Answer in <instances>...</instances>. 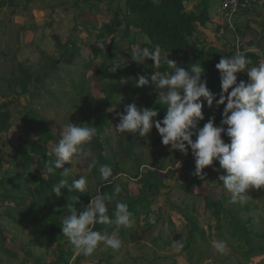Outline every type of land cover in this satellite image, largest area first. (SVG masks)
Segmentation results:
<instances>
[{"label":"rangeland","instance_id":"1","mask_svg":"<svg viewBox=\"0 0 264 264\" xmlns=\"http://www.w3.org/2000/svg\"><path fill=\"white\" fill-rule=\"evenodd\" d=\"M0 1H4V4L0 6V103L4 101L1 96L2 94L6 96V100H15L13 101V114L8 134H0V148L3 151V162L0 173L12 170L13 173L21 175L20 169H16L12 164L15 148L19 144L37 141L39 134L43 133V129L46 128L49 129L50 135L54 136L55 139L57 138L56 142L51 141L45 145L51 151L61 139L64 126L68 122L76 123L87 112L90 97L92 96L95 100L102 97L100 86H97V81L94 78L93 69H86L83 65L85 61L89 60H93V66L97 65L99 59H94L93 50L97 47H102L101 45H104L102 48L110 45L109 40L106 41L107 43L99 42L96 36L97 30L111 19L112 1ZM199 1L201 0H184V6L186 10L194 11L198 7ZM209 1L208 14L213 19L218 18L216 20L219 24L212 26L208 24L205 27L206 31L204 33L198 31L194 39L201 38L206 44L211 45L217 50L230 49L233 47L231 46L234 37L232 31L226 29L223 36L219 34V38L215 41L214 28L216 25L224 26L226 21L219 13L220 0ZM195 3L198 4L196 5ZM91 5L93 8L89 7ZM256 11L258 10L256 9ZM262 22L264 23V19ZM115 42L116 40L113 41V44ZM234 43H236V38ZM208 45H205V48L208 49ZM70 46H73V48ZM255 47L257 49H259L258 47L264 48V44L263 46L262 44H258V47L257 45ZM76 48L82 60L73 54ZM252 49L256 51L255 48ZM116 54L117 58L118 56L123 58L128 55L126 49H123V47ZM57 60H60L59 64L56 65L55 70H52L51 64ZM261 63H264V57L261 59ZM18 65L27 69L30 75L27 94H22L18 83L19 79L23 77L18 70ZM152 71L155 72L156 69L153 68ZM45 72H48V75L41 77L40 83L35 82V77L43 75ZM237 74L244 76L246 82L248 81L246 72ZM85 80H89L87 84L89 89L88 94L82 91H79V94L75 93L72 89L73 85H71L72 87L70 86V82L77 83ZM147 87L151 90L153 99L156 100L161 90L156 89L155 85L151 82ZM120 98L123 101L126 100L125 95ZM27 109L34 110L37 113V118L42 121V123H36L34 119L30 120L34 131L30 129L26 130L23 127L22 116H25ZM118 122L119 118L114 114L113 119L110 121V127L105 130V138L109 140L108 150L110 155H112V151L109 148H113L117 155L116 160L118 164L123 166L126 171L132 173L130 170L131 165L124 156L123 148L128 139H134L140 143V147L133 148V151L138 155L141 162L151 170L159 168L158 172L160 176L164 177V183L168 188L162 189L155 198V203L152 204V207L156 210L157 214L154 212L148 221L153 223L155 222V218H159V221L151 228L153 234L161 233V239L164 243L162 245H166V243L168 245L161 249L160 243H149L153 237L146 238L144 236L143 230L146 228V225L145 221L141 219L142 221L139 223L134 222L135 229L130 234L127 233L125 237L119 236L123 242V247L120 251L114 252L101 244V249L88 260L77 263L74 261V258L77 256L75 253L71 259V264H264L263 188L247 190L246 194L250 196V199L244 205H248L251 208L250 214H246L241 210L239 213V218L241 217L245 221L248 215H251L253 218L252 225L254 227L253 233L255 234L251 238V245L253 247L250 244L247 247L243 242L245 239H241L242 245L238 249L236 240L231 243L228 240L226 251L223 254L218 253L213 247V242L221 239H218L216 234L214 217L204 210L202 200L198 199L197 195L201 188L197 189L193 187L189 191H184L181 187L185 181L184 171L181 167L176 168V160H179L182 166L189 154L185 156L176 150L174 151L177 155L176 160L171 156L164 162H158L159 160L156 158L157 152H167L169 149L168 146L156 143L158 138H161L159 134L153 130L146 138L140 137L138 132L119 134L115 130V125ZM224 127L226 128L227 126ZM224 140L225 142H229L228 139ZM3 148H10L11 150L6 152ZM91 156L95 155L91 153L86 159L74 158L71 165L65 164L61 170L64 171L65 168H70L69 176L72 179H79L80 176H85L88 181V189L91 192H95L97 191L96 182L88 176L90 170L87 163ZM214 165L219 166L218 161L213 162L212 166H208V177L211 176L213 184L207 187L204 184V193H213V197L217 199L220 195H224L226 199L223 207L227 211L234 212L236 209H240L244 205L230 203V193L217 183L219 175L224 174L223 170L218 172V177L211 173ZM169 168H172L175 173L174 175H167ZM30 170L34 176H43V170L36 171L33 166ZM124 177H126L125 174L118 177V182H123L125 180ZM25 185L24 190L33 189L31 183H25ZM139 188L140 186L137 182H131L127 187L128 191L126 190L123 196L128 198L135 197L139 194ZM13 192L17 193L14 189ZM30 202L31 199L26 198L18 207L13 209L11 215L17 218L22 211H26ZM10 204L8 206L13 208V204ZM193 205L196 212H190L189 215H192L199 227L205 230L207 238V241H201L199 236H196L195 241L203 253L210 255L208 258L194 254L193 248H198L197 246L192 245L188 251L183 250V240L188 236L189 227L181 216L180 210L185 211L187 206ZM5 208V206H1L0 208V215H2L0 217V224L5 230V237H7L4 248L14 253L16 257L4 253L3 247L0 244V264H38L33 259L34 257L41 258L39 264H54L57 244L47 240H43L41 245L36 244L34 239L39 236L38 232H30V230L22 228L21 223H15L3 215ZM222 233L227 238L225 232ZM178 242L180 244H176ZM253 242L257 244L253 245ZM260 243L263 247L261 251L258 250ZM148 244L151 247H148ZM22 246H25L26 250H30V253L26 257L24 251L21 249ZM251 257L255 258L250 261ZM23 258L25 259L22 263ZM109 258L112 259L109 260Z\"/></svg>","mask_w":264,"mask_h":264},{"label":"trees","instance_id":"2","mask_svg":"<svg viewBox=\"0 0 264 264\" xmlns=\"http://www.w3.org/2000/svg\"><path fill=\"white\" fill-rule=\"evenodd\" d=\"M96 1L99 2L101 0ZM110 1H112L111 19L97 30L96 36L99 42L107 43L106 41L109 40L110 45L105 48L97 47L93 50L94 59H99L97 65H92L93 60L85 61L83 65L86 69H93L94 78L97 81V86H100L102 97L95 100L91 96L88 102L89 108L87 112L79 121H76V123L97 127L98 135L93 139L91 144L86 147L95 155L89 158L87 166L91 160L95 159L97 161V165L90 170L88 176L91 180L96 182L97 189H99L98 192H91L88 189L86 193L81 194L78 192H68L67 188H64L61 190L62 195L60 197H56L52 193L53 185L57 184L61 179H67L69 184H71L73 179L69 175H61V172H63L61 169L56 170L55 174L47 173L46 169L51 165L55 157L48 155L50 149L46 148L45 145L51 141L56 142L57 138L55 139L54 136L50 135L49 129L46 128L43 129V133L39 134L37 141H30L27 142V144L21 143L15 148V156L12 159V164L16 169H20L21 175H17L15 172L13 173L12 170H7L2 174L0 173V208L1 206L6 207L3 215L13 220L15 223H21V227L30 230V232L37 231L39 236L34 239L36 244L41 245L43 240L56 243V259L54 264H71V259L75 254L70 241L63 235L60 225L64 218L63 216L68 214L66 205L73 204L79 213L84 210L90 199L97 194L114 195V200L108 204L109 215L115 210V203L117 201L126 203L129 211L132 213V227H121L119 229L108 227L107 231L109 234L116 231L120 237H125L127 233L130 234L135 229L134 222L139 223L142 221L141 219H143L146 225L143 233L146 237H153L151 243H160L161 249L168 245V243L162 245L164 243L162 242L160 232L153 234V225L159 221V218H155V222L153 223L148 221L149 217L152 216L154 212L157 214L156 210L152 207V204L155 203V198L162 189L168 188L164 183V177L160 176L158 172L160 169L153 168V170H151L145 166L138 155L133 151V148L140 147V143L136 142L134 139H128V142L124 144L123 152L131 165L130 170L132 173L126 171L123 166L118 164L116 160L117 155L113 148H109L112 151V155H110L108 150L109 140L105 138V130L110 127V121L113 119L114 114L117 116L118 114H123L128 104L135 102L138 107H148L158 110V120L163 119L166 111V105L160 101L159 97L154 100L151 95V90L147 86L140 88L135 86L136 78L139 75L150 77L151 74L154 73L152 69L155 67L151 59H146L144 63L132 61L130 54L134 49L139 46L151 50L154 46L158 45L162 54H168L167 58L175 60L178 67L190 70L192 64H200L205 70L201 78L207 81L208 89L212 93L217 94V98L221 88L219 72L216 70L215 65L222 56L231 57L236 54L237 50L242 53L244 50V45L242 44L239 46L234 45L227 50H217L211 45L206 44L201 38L194 39L196 34H198V27L205 28L210 22V16L208 14L209 0H201L198 4L197 11H187L184 6V0ZM3 4L4 1H0V6ZM89 7L93 8L92 5ZM115 40L116 42L113 44ZM205 45H208V49L205 48ZM70 47L73 48V46ZM121 47L126 49L128 55L123 58L118 56V59L116 52L120 51ZM73 54L77 55V57L82 60L77 48ZM244 54L252 62L249 67L258 66L260 64V56L249 52H244ZM59 61L60 60H57L51 64L52 70L56 69V65L59 64ZM114 63L120 64L121 67L117 69L115 73H111L108 71V67ZM18 70L23 75L18 82L21 87V92L22 94H27L30 75L27 69L23 68L21 65H18ZM156 71L170 73L171 69H169L166 64L161 63V65L156 68ZM47 75L48 72H45L43 75L36 76L34 80L40 83V78L46 77ZM88 83L89 80L77 83L71 81L70 86L73 85L72 89L77 94H79V91L88 94ZM124 95L126 97L125 101L120 98ZM1 96L4 101L0 103V134L4 133L7 135L12 120L13 101L15 100H6L4 94ZM223 107L224 106L221 105L219 108H216L214 101L213 107L209 108L205 102V106L202 109L205 119L199 122L198 127H202L203 124L207 122V119L213 115L215 116V124L219 125L222 118L221 113ZM34 112V110L27 109L25 116H22L23 127L26 130L30 129L34 131L30 122L32 119H34L36 123H42V121L37 118V113L35 112L34 114ZM152 130L157 132L155 128ZM222 138L228 139L223 135ZM193 139H195V136H193ZM156 143L162 144L161 138H158ZM174 151H158L156 158L159 161H157L164 162L171 156L176 160L177 155ZM2 152L0 148V170L3 162ZM104 164L111 166L113 175L116 177L112 184H108L101 180L99 166ZM32 166L36 171L43 170V176L32 175L30 170ZM181 168L184 171L185 180L181 185L182 189L184 191H189L193 187L197 189L201 188L197 196L198 199L202 200L204 210L209 212L215 219V230L217 231L216 234L218 239H221L225 243H228V240L230 243L236 240L238 249L241 248L242 245L240 242L241 239H245L243 242L247 247L249 244L251 245V238L255 235L252 225L253 218L251 215L247 216L248 218L246 221L241 219V217L239 218L240 210L246 214H250L251 208L248 205H244L234 212L229 210L228 212L227 209L223 207V203L226 199L224 195H220L217 199L213 197V193H204L203 185L206 184L207 187L213 184L211 176L208 177V167L202 170V179L192 174L195 170V162L190 150L189 156L187 160L184 161ZM214 168L219 169V166L214 165ZM218 172L219 171L212 170L211 173L218 177ZM122 174H125L126 178L123 182H118L117 178ZM174 174L171 168L167 172L168 176ZM131 182H137L139 184V194L135 197H124L123 193L126 192ZM25 183H31L33 189L24 190L26 187ZM217 183L223 187V183L219 179H217ZM115 184H119L122 189L118 194H114ZM13 189L16 190L17 193H14ZM73 196L78 197V202L73 200ZM262 196L264 198V188L262 189ZM26 198L31 199L26 211H22L17 218H14L11 212ZM9 204L12 205L13 208L9 207ZM190 212H196L194 205L187 206L185 211L180 210L181 216L185 219L189 227L188 236L183 240L184 251H188L192 245L197 246L195 241L196 236H199L201 241H207L205 230L199 227L196 219L192 215H189ZM1 216L2 215H0V217ZM158 217H160V215H158ZM105 227L107 226L96 225L94 230H102ZM222 232H225L227 238L223 236ZM255 233L258 234L257 232ZM6 240L5 230L0 224V244L1 247H3V252L16 257L14 253L4 248ZM236 243L234 242V244ZM254 244L257 243L253 242V245ZM100 247L99 245L92 255L97 253L101 249ZM198 248H193L195 251L194 254L198 256L202 255L207 258L210 257L209 254L203 253L200 248ZM262 248L260 243L258 250L261 251ZM21 249L24 251L25 257L30 253V250H26L25 246H22ZM235 253L237 254V252ZM92 255H77L74 261L77 263L85 261ZM253 258L255 257H251L249 260L251 261ZM24 259L25 258H23L22 263ZM33 259L38 264L41 261L40 257H34ZM111 259L109 258V260Z\"/></svg>","mask_w":264,"mask_h":264},{"label":"clouds","instance_id":"3","mask_svg":"<svg viewBox=\"0 0 264 264\" xmlns=\"http://www.w3.org/2000/svg\"><path fill=\"white\" fill-rule=\"evenodd\" d=\"M248 1L249 6L233 17H237L251 7V0ZM259 2L264 4V0ZM219 13L226 21L222 29H228L236 35L233 17L229 22L230 28L220 10ZM221 31L215 32L218 38ZM237 38L238 36L235 46L241 44ZM101 46L104 47V45ZM244 52L256 55L260 53L258 55L260 64L249 67L252 62ZM130 55L134 62L144 63L146 59H151L155 69L161 63L171 69L170 73L155 71L150 77L139 75L135 81L137 88L147 86L151 82L156 89H161L159 99L166 105V111L163 119L158 120V110L138 107L135 102L128 104L124 113L118 114L119 122L115 125L116 132L119 134L138 132L140 137L146 138L155 128L161 137L162 145L170 146L169 152L178 150L187 156L190 150L195 162V170L192 174L200 179L203 178L202 170L212 166L214 161H218L219 169L213 170H223L224 174L219 175L218 179L230 193L229 202L246 204L250 199V196L246 194L247 190L264 188V63H261L264 50L256 49L255 51L252 47L244 46L243 53L237 50L231 57L220 58L215 65L219 72L221 88L218 98L217 94L208 89L207 81L202 80L205 70L200 64H192L190 70L178 67L175 61L167 58L168 54H162L158 45L151 50L137 46ZM120 67V64L114 63L108 67V71L115 73ZM244 72L248 77L247 82L244 76L237 74ZM214 101L216 108L224 106L220 124H215L213 115L202 127H198L199 122L205 119L202 111L205 102L209 108H212ZM97 135L95 126L68 122L63 128L61 139L48 153L55 159L47 167V173L55 174L56 170L63 168L65 164L71 165L74 158L89 157L91 151L86 146L91 144ZM222 135L226 136L229 142H225ZM3 150L8 152L11 149L3 148ZM96 165L97 161L91 160L88 165L89 170ZM179 167L181 162L176 160V168ZM99 173L101 180L108 184H112L116 179L109 165H100ZM69 174L70 168H65L61 172L63 176ZM64 188H67L68 192L83 194L88 191V181L85 176L73 179L71 184L67 179H61L53 185L52 193L60 197L61 190ZM98 190L95 192L97 193ZM121 190V186L115 184L114 194L120 193ZM73 200L78 202V197L73 196ZM113 200L114 195L97 194L79 213L73 204L66 205L68 214L63 216L60 225L63 235L70 241L77 255L90 256L101 244L114 252L120 251L123 247L118 232L113 231L109 234L107 228L132 227V213L126 203L117 201L115 210L109 215L108 204ZM96 225L107 227L94 230ZM213 247L221 254L226 251V243L222 240L214 241Z\"/></svg>","mask_w":264,"mask_h":264},{"label":"crops","instance_id":"4","mask_svg":"<svg viewBox=\"0 0 264 264\" xmlns=\"http://www.w3.org/2000/svg\"><path fill=\"white\" fill-rule=\"evenodd\" d=\"M200 2L201 1H199L198 3H200ZM198 3H195V4L197 5ZM256 9L258 11H256ZM194 11H197V7L195 8ZM209 16H210V14H209ZM216 19H218V18L213 19L212 16H210V22L208 24L211 26L214 24H219ZM263 19H264V4H261L259 2V0H251V7L247 11H244V12L240 13L239 15H237V17H235V19L233 20L234 21V28L236 30V35L238 36L239 41L241 42L242 45H245L247 47H252L255 49H257L255 46L257 45V47H258V44H262V46H263V44H264V23L262 22ZM217 28H220V29H217ZM214 30H213L214 32H219L220 30H222L220 33L222 36L226 31V29L223 30L222 26H220V25H216ZM198 31L204 33L206 31V28L198 27ZM233 35H234V37H233ZM233 35H232V37H233V44L232 45L235 44L234 40L237 37L235 34H233ZM216 39H218V35H215V41H216ZM210 43H212V42H210ZM230 44H231V42H230ZM258 48L264 50V48H262V47H258ZM257 55H260V53H257ZM149 243H151V242H149ZM148 247H151V245L148 244Z\"/></svg>","mask_w":264,"mask_h":264},{"label":"built area","instance_id":"5","mask_svg":"<svg viewBox=\"0 0 264 264\" xmlns=\"http://www.w3.org/2000/svg\"><path fill=\"white\" fill-rule=\"evenodd\" d=\"M249 6L248 0H221L220 1V12L228 21V26L231 28L230 20L231 18L246 9Z\"/></svg>","mask_w":264,"mask_h":264},{"label":"bare ground","instance_id":"6","mask_svg":"<svg viewBox=\"0 0 264 264\" xmlns=\"http://www.w3.org/2000/svg\"><path fill=\"white\" fill-rule=\"evenodd\" d=\"M236 17V16H235ZM235 17H233V20L235 19Z\"/></svg>","mask_w":264,"mask_h":264}]
</instances>
